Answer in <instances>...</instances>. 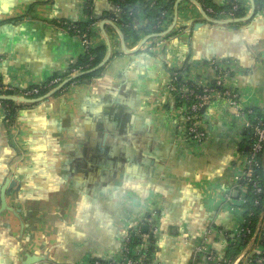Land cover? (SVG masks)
Returning a JSON list of instances; mask_svg holds the SVG:
<instances>
[{"label":"crops","instance_id":"obj_1","mask_svg":"<svg viewBox=\"0 0 264 264\" xmlns=\"http://www.w3.org/2000/svg\"><path fill=\"white\" fill-rule=\"evenodd\" d=\"M204 1L222 7L226 0H175L162 26L170 32L138 50L153 44L152 57L126 54L145 37L125 40L113 2L95 0L91 49L109 54L102 75L47 100L19 103L12 125L0 108V190L13 184L3 211L0 199V264H25L32 256L34 264L110 261L127 230L154 212L157 263L210 264L196 252L201 246L222 259L231 253L244 120L211 101L201 110L208 140L192 147L166 85L170 69L209 83L218 65L241 105L264 116V10L256 0H236L247 21L207 15L210 23ZM87 2L0 0V83L23 90L65 75L85 50L58 26L84 23ZM138 16L145 25L142 10ZM253 242L239 254L257 253Z\"/></svg>","mask_w":264,"mask_h":264},{"label":"built area","instance_id":"obj_2","mask_svg":"<svg viewBox=\"0 0 264 264\" xmlns=\"http://www.w3.org/2000/svg\"><path fill=\"white\" fill-rule=\"evenodd\" d=\"M238 8V3L234 0L233 10H237ZM114 11L116 16L122 13L121 8L117 4H114ZM209 12L213 13L212 10H209ZM168 15L167 12H163L161 14V19H166ZM86 17L87 20H85V22H88L90 17ZM58 30L63 34H71L76 37L85 51L91 50L90 25L81 28L76 23L63 22L59 24ZM213 69L215 75L209 83H201L196 80L192 81L186 77L185 81H192L194 85H191V87L183 85L177 88L173 85V78L169 77L166 90L169 96L173 98L175 92L180 95L179 98L181 102L175 109L178 113L180 125L185 133L184 139L186 143L192 147H199L208 140L207 133L201 124V110L211 101L224 102L234 117L244 120L247 151L244 153L242 173L237 179V182H241L239 186L240 197L235 203V206L232 205V210L235 211L238 219V224L233 233L236 238L250 236L251 239L249 243L255 238L253 243H256L258 248L257 253H255L256 255L252 254L247 256L243 250L234 260L228 261L217 257L205 246L198 247L196 252L202 254L205 260L210 264H240L241 261H245L246 264H264V219H262L256 235V229L254 232H251L249 227L250 222H248L245 217L248 189L250 188L252 190L255 204H259L264 194L263 183L260 179V175H258V171L263 166L264 158V116L252 108L243 107L241 105L239 94L227 87L228 76L227 70L224 69V67L216 65ZM73 75H76V73ZM174 75L176 77L177 74ZM59 81V79H53L48 82L46 87L58 86ZM197 91H199V94L196 93ZM11 92H14V95L8 94ZM38 93L39 89L37 86H31L23 90H15L0 83V96H14L30 100L32 97L38 95ZM0 108L4 111V121L7 125H10L11 122L7 119V116L10 114L9 111L6 107L1 105ZM225 198L228 201L231 200L229 195H226ZM144 228H146V233L143 232ZM157 234L158 226L156 224V213L154 212L144 217L127 230L122 240L119 255L105 262V264H159L156 262L152 241ZM134 236L140 238V244L137 246H132V238ZM150 236H152L151 240ZM150 248L153 249V253L151 254L148 253ZM92 264L102 263L96 260L93 261Z\"/></svg>","mask_w":264,"mask_h":264},{"label":"trees","instance_id":"obj_3","mask_svg":"<svg viewBox=\"0 0 264 264\" xmlns=\"http://www.w3.org/2000/svg\"><path fill=\"white\" fill-rule=\"evenodd\" d=\"M94 1L95 0H88L86 3V6L84 8V13L86 16L90 17V20L88 22L84 23H76L79 27L85 28L87 26H91L92 23L95 22L94 19ZM114 4H117L120 8L122 13L119 16H112V18L115 20L116 23L121 27L122 33L124 35V39L128 40L130 38L139 41L141 36H150L154 34H161L164 30L162 29V26L164 25L165 21L167 19H161V14L163 12H167L168 14L173 11L175 0H111ZM234 6V0H226L224 5L222 7L215 6L209 1H204V10L207 13V15L214 19L218 15H232L235 18H243L245 16V13L243 12V9L240 8V5H238L237 10H233ZM211 9L213 13H209L208 9ZM256 8L257 10H264V0H256ZM142 10L144 14V18L146 20V24L141 26L138 23V11ZM153 44L149 45L145 49L146 54L155 57L154 53L152 52ZM106 48L100 47L97 49H91L89 51H85L83 56L77 60V62L69 68V71L62 76H54L53 78L49 79L47 82L38 85L37 88L39 89L38 95L32 97L34 98H40L48 94L51 90L57 87H46L49 81L53 79H59V84L63 82L64 80L70 78L73 74H79L86 71H89L96 67L98 64L102 62L106 55ZM143 52L137 51L136 54H142ZM104 71V68H101L100 70H97L91 74H87L85 76L79 77L75 80H72L70 83H68L59 93L55 95L61 94L63 91L68 89L71 85H78L83 83H90L91 81L99 78ZM174 74H177L176 77ZM169 77L173 78V85L177 88L185 85L188 87H191V85H194L192 81H185L186 76V69L183 70H169ZM199 94V91L196 92ZM10 95H14V92L8 93ZM179 93H174L175 98V107L180 104V98ZM0 105L3 107H6V109L9 111V116H7V119L10 120L12 125L16 119V112L19 107L24 106L23 104L19 103H13V102H0ZM256 111V110H255ZM257 112V111H256ZM247 144V140H245L244 146L241 148V152L245 153V147ZM258 175H260V179L263 183L264 188V169L263 166L258 171ZM264 207V194L261 198V201L259 204H255V199L252 193V190L249 188L246 195V213L245 217L248 222H250V229L251 232H254L257 228V224L259 222L261 211ZM264 219V217H263ZM251 237L247 236L244 238H236L235 240V246L231 245V253L224 259L225 261L228 260H234L237 255L240 253L242 249H244ZM140 244V238L138 236H134L132 238V246H137ZM149 254L153 253V249L150 248L148 251ZM257 257V256H255ZM102 264H105L104 261H101ZM254 264V263H252Z\"/></svg>","mask_w":264,"mask_h":264},{"label":"water","instance_id":"obj_4","mask_svg":"<svg viewBox=\"0 0 264 264\" xmlns=\"http://www.w3.org/2000/svg\"><path fill=\"white\" fill-rule=\"evenodd\" d=\"M177 7H178V3L175 5V11H177ZM255 10V7L253 5V2H252V12H254ZM201 13L203 15V17L209 21L210 23L211 22H215L211 19L208 18L207 14L201 9ZM248 19L247 18H242V19H236V20H233V23H242V22H245L247 21ZM170 32L169 31H166V32H163L161 34H154V35H150V36H146L139 44V46L137 47V49L135 51H129V50H125V53L126 54H129V55H132L133 53H135L136 51H138L146 42H148L149 40L151 39H155V38H162V37H165L168 33ZM109 59V54L105 57V59L100 63L98 64L96 67H94L93 69L89 70V71H86V72H83V73H79V74H76V75H73L71 76L70 78L64 80L61 84H59L56 88H54L53 90H51L48 94H46L45 96L43 97H40L38 99H33V100H28V99H25V98H19V97H14V96H0V101L1 102H13V103H25V104H34V103H38V102H41V101H44V100H47L51 97H53L55 94L59 93L68 83H70L72 80H75L79 77H82V76H85L87 74H91L97 70H100L101 68L104 67V65L107 63ZM157 63H159L164 69H166L164 67L163 64H161L159 61H157ZM245 151H247V148L245 149ZM263 169H264V158H263ZM13 184H9V181H6V184L5 186L0 190V199H1V211H3L5 208H6V203H5V196L7 194V191L6 189L8 187H12ZM264 217V207L261 211V214H260V218H259V222L257 224V228H256V235L258 233V230H259V227H260V224L262 222V219ZM143 232L146 233V228L143 229ZM256 237V236H255ZM152 239V236H150V240ZM255 240V238H253V241ZM38 259L37 257H28L27 260L25 261V264H34L35 262H37Z\"/></svg>","mask_w":264,"mask_h":264}]
</instances>
